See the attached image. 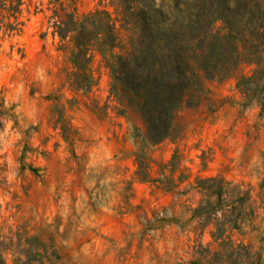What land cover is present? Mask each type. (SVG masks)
<instances>
[{"label":"rangeland","instance_id":"obj_1","mask_svg":"<svg viewBox=\"0 0 264 264\" xmlns=\"http://www.w3.org/2000/svg\"><path fill=\"white\" fill-rule=\"evenodd\" d=\"M9 1L0 264H264V81L237 87L255 66L244 59L226 79H202L156 144L110 70L134 50L144 11L166 28L191 19L195 36L230 31L247 44L264 34L259 0L239 12L234 0ZM100 11L118 45L99 50L91 27L78 32L92 47L89 79H75V33L65 32Z\"/></svg>","mask_w":264,"mask_h":264},{"label":"trees","instance_id":"obj_2","mask_svg":"<svg viewBox=\"0 0 264 264\" xmlns=\"http://www.w3.org/2000/svg\"><path fill=\"white\" fill-rule=\"evenodd\" d=\"M234 1L236 12L245 9L246 2ZM257 7L260 18L264 19V0H259ZM147 14L144 11L141 15L134 50L126 57H118L110 70L113 80L121 86V93L127 98V102L137 108L151 144H156L169 135L173 116L182 105L193 107L191 102L195 92L200 90L202 79H226L245 59L255 69L249 77L240 78L237 87L264 81V34H256L247 44L241 42L238 36L230 34V31L223 35L199 37L191 34V30L195 32L198 26L196 20L189 19L186 23L180 20L178 25L175 19L173 25L166 28L160 15L155 18L150 13ZM85 20H91V25L72 22L75 27L65 33H75L73 77L88 80L84 65L86 53L92 44L81 42L78 32L91 27L99 50L113 49L118 41L105 11L95 12ZM59 37L62 39L63 36L59 34ZM207 38L210 42L206 41ZM194 40L197 44L189 54L185 46ZM260 90L263 95L258 103L259 108L264 111V85Z\"/></svg>","mask_w":264,"mask_h":264}]
</instances>
